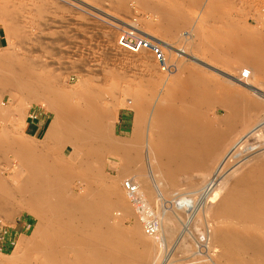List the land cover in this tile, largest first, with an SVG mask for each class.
I'll return each instance as SVG.
<instances>
[{
	"label": "rangeland",
	"instance_id": "obj_1",
	"mask_svg": "<svg viewBox=\"0 0 264 264\" xmlns=\"http://www.w3.org/2000/svg\"><path fill=\"white\" fill-rule=\"evenodd\" d=\"M215 1L216 0H211V4H208L210 2L208 0H0V33L2 37L0 44V141H2L0 142V173L8 182L10 191L11 189L14 191L11 192L12 195L9 197L10 199H8V201L5 200V202L7 201L6 203H0V227L12 229L14 234L12 236V241L7 248L0 247V264H23V260L28 258L29 255L34 256L32 253L33 247H38L43 240L44 235L54 229V220L51 213L48 214V212H42V210H45L44 208L46 206V202H52L54 204L61 198H70L69 200L73 198L72 201L76 203V201L83 202V200L92 201L93 199L91 198H93L96 194L95 198L97 200L101 198V196H103V200L110 199V202L105 200V203L110 205L112 202L114 203L116 201L113 195L110 196V191L113 189L119 190L123 195L124 201H127L125 204L126 207L128 206L127 208L129 211L128 209V212H125L124 209L120 211L121 209L119 207H117L116 210L113 203V206L111 205L112 207H106L104 201L100 199L99 201H102L100 204L102 207L104 206L106 208L105 212L103 207L104 215H102L104 217V222H106L103 224L105 226L107 223L109 226L111 224L113 229L111 227L110 228L115 231V233H117L116 231H119L118 229H120L121 231L118 232L117 235L119 236L120 233H123L125 238L127 235V239H125L123 234H120L119 238L123 236L122 238L124 240H131L132 236L135 238L134 234L136 235L138 229L139 231L144 230L147 234L148 231L144 226L146 223L138 219L136 213L132 209V203L126 198V194L121 187V183L124 179L128 180L133 177L136 179L139 176H137V173V175L134 174L135 171L131 170L133 168L128 167L127 170V165L125 167L123 166L124 155L121 154H125L123 152L128 149H132L129 139H131V132L135 120L134 106L136 103V105L140 108V112L144 115L143 117L145 121H142V126L143 123H147L151 117L150 123L152 124L150 126L153 125V128H150L153 129L152 133L156 132V129L154 128L155 122L152 120L154 116L150 114L153 109L157 107L156 104L159 102L158 99L166 90L167 84L169 85V83H172V77L170 78V76L176 74L175 69L177 68V64L184 62L186 69L182 75L180 74L179 76H176L175 79H184V83L187 85L190 84L193 86V84H197L200 87L207 85L209 89L211 87L215 89L211 88L215 94H223L225 87L227 89L225 90V93L232 90V92L240 93L250 99L255 98L254 100H264V78L258 76L261 78V81L257 78V76L253 78L254 80L252 79V83H256V85L249 84L246 80L241 79L239 77V68L244 66L245 61L241 58L239 60L243 63L240 64L239 62V64H236L235 62H237V60L235 59H237V56L230 52V43L233 40L246 37L247 34L258 35V30L262 27L264 32V0H260L261 2L259 0ZM222 1L224 3H222ZM143 2H145V4ZM147 2H149V4ZM229 4L232 6H229ZM192 5H194V8ZM148 7L152 8L150 9ZM233 7L234 9L232 10ZM157 8L159 9L158 12L156 11L158 10ZM242 9L244 11L246 9L247 13ZM147 10H155L153 11L155 14L151 11L148 12ZM162 14H164V18L161 17ZM257 14H260L258 15V20L260 19L259 21L262 23L261 27L255 25L252 19L257 18ZM177 18L180 19L179 23H172L177 22ZM245 18H247V20ZM162 19H164V21ZM211 20L215 23L211 22ZM248 20L250 21V25H248ZM241 23L244 26H242ZM181 25L183 27L185 25L186 26L183 28ZM208 26L209 28H207ZM247 28L248 30H246ZM118 29H135L142 33V35L146 38L147 35L150 36V40L160 46L163 53L166 55L168 63L173 66L172 72L166 75L160 73L152 58L146 53H140L141 55L129 54L119 50L116 46ZM191 31L192 38L190 39L188 33H191ZM210 31H213V33ZM252 31H254L253 34ZM195 33L197 37L195 36ZM238 33L240 35H245L240 36ZM236 34L237 38H235ZM223 35L224 37H222ZM232 35L234 36L231 37ZM213 38L217 40L215 41ZM199 45L200 47L198 48ZM192 46L194 48H192ZM220 50L222 52H220ZM218 60L221 61L218 62ZM229 65L232 67L230 68ZM210 69H212V71ZM213 69H216L218 72L213 71ZM212 72H214V74ZM12 78H16L17 82L15 84L10 82ZM198 80L199 82H197ZM180 92L181 91H177V94L174 93L176 94L175 98H179V96L182 95V101H185L184 99H187L185 98V94ZM70 109L73 111L71 112ZM206 116L210 117L211 115L210 113H207ZM55 118H57L56 120L58 122L54 125L53 119ZM97 119L99 125L96 122ZM89 120H91V124ZM101 123L104 124V126L106 124L107 125L104 127ZM100 127L102 129H100ZM145 127L146 124L143 126L144 132ZM94 128L101 131L98 132ZM74 131L76 133H74ZM82 131H84V134L91 132L90 134H87L90 138L89 139L87 137L89 139L88 141L95 137L97 138L92 140L93 144L91 141L87 143L88 141L85 139L87 143L86 145L83 137L87 135L84 136L80 133ZM102 131H104V134ZM92 132H95L94 134L98 132L96 134L97 136L94 135V137ZM105 132L107 135H105ZM143 134H141V138H144ZM80 135L82 137H79ZM101 137H103V139ZM104 137L107 141L113 140L117 143H123L124 145L125 143L126 145L129 144L127 145L128 149L124 148V151H122V153L120 151V154L119 152H113V154L112 151L103 150L106 148L104 144L105 142H101L104 141ZM157 138L158 137H155L154 140L158 142L163 139L160 136L158 139ZM16 139L18 140L16 141ZM75 140L79 142H76ZM142 140L144 141V139H141V141ZM141 144H137L136 146L139 145V147L142 148L143 143L141 142ZM8 145H11L12 147L9 146V148ZM126 145L125 147H127ZM21 146L24 148L22 149ZM85 149L86 151L89 150L91 153L88 151L85 153ZM21 150L22 152H20V154L19 151ZM27 150L30 153H27ZM25 151L27 152L24 153ZM23 153L24 155L28 154L30 156H35L34 159H40L43 157L46 161L45 158H47L48 164L54 161L55 164L53 168H55V166L58 168L60 167L61 169V166L66 167L63 168L65 169V172L62 174V177L60 175V178H58L59 176H56V179H59V181L57 180L59 183H56V185H60H54L53 187L51 185L53 189L62 187V192H60L59 195L56 194L57 197L53 194L50 196L52 198L49 197V199H47L48 201L46 200L45 203H43V199V201L36 200L40 199V197H37L36 199H32V202L30 200V203H28L29 197L32 195V192L29 191V189L19 190V192L23 191L22 193L20 192L23 196L19 195L18 189L15 187L17 186V183H13V178L15 176L23 177L26 174L25 172H28L27 167L30 169L29 164H23L20 166ZM31 153L34 154L31 155ZM92 153L93 156H91ZM96 154L100 155H97V159L94 156ZM105 154L107 156H105ZM261 155L264 156V152L260 154V156L250 159V161L256 159H258L257 161L261 160L260 164L262 165L260 168L264 171V162L261 163L264 158ZM246 159L247 157H244V160ZM43 169L41 172H49L48 167L47 169L43 167ZM44 173L43 175L45 176L47 173ZM97 173L100 174V176ZM133 174L135 176H133ZM56 179L54 178V180ZM86 181L88 183H86ZM229 182L226 184H229ZM11 186L14 187L10 188ZM181 187H174L177 191L172 188V190L165 192L163 194V198L168 200L167 198H170L168 197L170 195H168V193L170 192L172 195L174 194V190L175 192H178V194L175 193L172 197L176 196L178 199V196L180 195L182 198V193L180 192L182 191ZM14 189L16 190V193ZM109 189L111 190L105 191ZM179 189L180 191H178ZM25 192L27 196L25 195ZM106 192L109 195H107ZM166 194L167 198L165 197ZM87 195L88 197H91L88 200L86 199ZM98 195H100L99 198ZM59 196L63 197L59 198ZM18 197L24 199L26 202L24 200L20 201ZM106 197H108V199ZM180 197L178 200L181 201H178L175 197L173 198L176 204L181 202L182 205V199H180ZM194 197L192 195L193 199ZM13 198L14 200H12ZM16 199L20 202H17ZM96 199L94 200L96 201ZM78 202L77 204H79ZM178 204L176 206H179L180 208V205ZM150 207L153 208V204L150 205ZM39 208L43 209L40 210ZM174 209L175 207L173 210ZM181 210V208L180 210L176 208L174 211L177 213L172 217V220L176 225L174 228L179 230L177 231L178 234L182 233L180 232L182 229L179 228L180 224L183 226V223L180 220L183 217L182 214L180 215V219H178L179 215H177ZM184 217V219L190 222L193 218H195L193 217L190 219L188 216ZM105 219H107V221H105ZM49 222L50 225L45 227V224ZM138 222L143 224V226L140 227V225L137 224ZM73 224L77 225V220H74ZM188 224L190 225V223ZM41 225H44L42 229ZM99 226L100 229L104 228H102L101 225ZM95 227L99 228L94 225L93 228ZM175 229L174 231H176ZM198 230L192 228L189 233L187 232L186 234L184 232L181 234V236L185 238H180V242L182 241L181 244L183 245V242H185L181 239L186 240V242L192 244L190 245L191 250L189 249L187 251L188 253L183 256L176 254L177 251L174 250H177V248L174 250L172 249L171 252L173 251V254H169V257L174 259L170 258L171 261L168 264H171V262L172 264H192V262L195 264V262H199L200 260L204 263H206V261L212 262L208 253L211 252L212 255H216V250L214 249V251L213 248H211V250H213L211 251L207 248V246H209V244L205 245L207 240L203 241L205 244L202 241L200 243L199 237H201L202 231L201 229ZM176 244H178V242ZM181 244L179 243L176 247L181 246ZM174 252H176L175 255L177 256H174ZM95 254V252L92 253L93 256ZM179 256H182V258H179ZM173 260H179V262H175ZM98 262V264H101V261L98 260ZM94 264L97 263L94 262ZM243 264H250V262L245 259Z\"/></svg>",
	"mask_w": 264,
	"mask_h": 264
},
{
	"label": "bare ground",
	"instance_id": "obj_2",
	"mask_svg": "<svg viewBox=\"0 0 264 264\" xmlns=\"http://www.w3.org/2000/svg\"><path fill=\"white\" fill-rule=\"evenodd\" d=\"M208 1H210L208 4H211V0H208ZM234 1H236V0H234ZM143 3L145 4V2H143ZM147 3L149 4V2H147ZM219 3L221 4L220 1H219ZM222 3H224V2L222 1ZM226 3H228V2H226ZM138 4H140V3H138ZM231 4H229V6ZM261 4H263V3H261ZM153 5H152V7H153ZM158 5H160V4H158ZM175 6H176V4H175ZM192 6L194 8V5H192ZM214 6H216V5H214ZM224 6H225V4H224ZM216 7H218V6H216ZM148 8H150V7H148ZM148 8H146V9H148ZM243 8H244V6H243ZM142 9H144V8H142ZM154 9H156V8H154ZM206 9H208V8H206ZM233 9H234V7L232 8V10ZM214 10H216V9H214ZM150 11L151 10H149L148 12H150ZM153 11H155V10H152L151 12L154 13ZM156 11L158 12L159 9ZM217 11H219V10H217ZM236 11H238V10H236ZM245 11H246V9H245ZM212 12H213V10H212ZM208 13H206V14H208ZM246 13H247V11H246ZM216 14H218V13H216ZM177 15H179V14H177ZM258 15H260V14L256 15L257 18H252V19H253L255 25L261 27L262 23L259 21L260 19L258 20V18H259ZM157 16H159V15H157ZM163 16H164V14H162L161 17L164 18ZM208 16H211V15H208ZM238 16H240V15H238ZM176 17H178V16H176ZM245 19L247 20V18H245ZM162 20L164 21V19H162ZM179 21H180V19H178L177 22H172V23H179ZM211 22H214V21L211 20ZM214 23H212V24H214ZM206 24H208V23H206ZM209 25H211V24H209ZM248 25H250L249 20H248ZM185 26L184 27L182 26V27L185 28ZM242 26H244V25L242 24ZM207 28H209V26ZM217 28H219V27H217ZM231 29H232V27H231ZM239 29H241V28H239ZM261 29L258 30V35H254L253 34L254 31H252L253 35L247 34L246 37H243L241 39L237 38V34H236L235 38H237V39L233 40L230 43V52L237 56L236 57L237 59H235V60H237V62H235V63L236 64H239V62H240V64L243 63V62H241V60H239L241 58L246 63V65L244 63V66L239 68V77L241 79L246 80L249 84H253L252 79L255 78L256 76L259 80L261 79L260 77L264 78V32H263V29H262V31H261ZM197 30H198V28H197ZM246 30H248V28ZM196 33H198V32H196ZM196 33H195V36H196ZM211 33H213V31ZM220 33H221V31H220ZM243 33H245V32H243ZM255 34H257V33H255ZM188 35L190 36V39H191L192 38V31H191V33H188ZM217 35H218V31H217ZM228 35H230V34H228ZM243 35H245V34H242L240 36H243ZM193 36H194V34H193ZM233 36L234 35H232L231 37H233ZM222 37H224V35ZM150 38L151 37L147 35L146 39L150 40ZM221 39H223V38H221ZM200 42H201V39H200ZM187 44H188V42H187ZM221 44H222V42H221ZM195 45H197V44H195ZM199 47H200V45L198 46V48ZM228 47H229V45H228ZM192 48H194V47L192 46ZM215 49H216V47H215ZM221 50H222V48H221ZM221 50H220V52H222ZM201 52H203V51H201ZM183 53H185V52H183ZM211 54H214V53H211ZM215 55H217V54H215ZM225 55H226V53H225ZM230 57H232V56H230ZM231 59H233V58H231ZM219 61H221V60H218V62ZM223 64H224V62H223ZM225 64H226V60H225ZM224 67H226V66H224ZM229 67H230V65H229ZM185 69L186 68H185L184 62L177 64V68L175 69L176 74H174L173 76H170V78L172 77V79H171L172 83L171 84L169 83V85L167 84L166 90L161 95V97L158 99L159 102L156 101L158 103V104H156L157 107L156 108L154 107L155 109H153L152 113L150 114V115L154 116L152 120L155 122V124H154V128L156 129L155 133H152L153 129L150 128L153 126V125L150 126L152 124V123H150L151 117L147 123L145 122L146 127H145V132H144L143 126L145 124L143 123V126H142V121L144 120V117H143L144 115H142V113L140 112V108L138 105H136L137 104L136 103L134 106L135 120H134V124H133V128H132V132H131V139H129L130 146L132 147V149L131 150L128 149L127 145H129V144L126 145V143H125V145L127 146V147H125V145L123 143L122 144L124 146L121 143H117L113 140L107 141V139L105 140V137H104V141L99 140L102 143L105 142L104 144H105L106 148L103 150H109V151H112V153L113 152L114 153L119 152V154H120V151L122 153V151H124V148H127L128 150H130V151L126 150L127 152L126 151L123 152L125 154H121V155H124V159H123L124 165L123 166L125 167L127 165V170H128V167L133 168L131 170L135 171L134 174L135 175L138 174L137 176H139V177L136 179L133 177V178H130L128 180L127 179H124V181L121 180V181H123L121 183L122 184L121 187L123 188V191L126 194L125 196L129 200V202H131V200L129 198L130 196L124 190V187H123L124 182H129L134 187L135 191L132 194V197L136 201L134 202V204L131 202L132 203V209L136 213L138 219H140V220L144 221V223H146L144 226L146 227V230L149 229V231L147 230L148 231L147 234L144 232V230L139 231V229H138L136 235L134 234L135 238H133V236L132 237L130 236L131 240H124L122 238L123 236L125 238V235L123 233H122L123 236H121V238H119L121 233L119 234V236L117 235L118 232L121 231L120 229H118L119 231H116L117 233H115V231L112 230L113 227L111 224H110V226L108 223H107L108 226L107 225L105 226L103 224L106 222H104V219H103L104 218L103 217V215H104L103 207L104 206L102 207V205L100 204V203H102V201H104V204L106 205V207H112L114 204L116 207V210H117V207H119L121 209L120 211H122V209H124L125 212L129 211V209L127 208L128 206L126 207V204H125V202H127V201H124L123 195L120 193L121 191H119V190H116L113 188H111V189H113L115 191H113L111 189L105 190V191L111 190L110 196L113 195L114 198L116 199V201L114 203L112 202L113 204L109 203L110 205H108V203L107 204L105 203L106 201H109L110 199L109 200H106V199L103 200V196H101V198H99L100 195H98L99 199L97 200L95 198V196H96L95 193H94L95 196L93 198L88 197V195L86 196L87 200L89 198H91V199H93L92 201L91 200H88V201L83 200V202H81L80 201L81 199H80L79 200L80 202L76 201V203L74 201H72L73 198L71 200H69L70 198L64 199V198H61L63 196H61V197L59 196V198H61V199L57 203L53 204L51 202L52 203L51 204V203L46 202V206L44 205L45 208L43 207L45 210H42L43 208H41V209L39 208L40 210H42V212H48V214L51 213L53 220H54V223H53L54 229L52 231L47 232V234L44 233L45 235H44V238L41 241L40 245L36 248L33 247V250H32L33 252L31 251L34 254V256L29 255L28 258L23 260V264H89V263L94 264V262H96L98 264L99 263L98 260L101 261V264H168V263H170L171 259H174L172 257H169V254H171V255L173 254L172 253L173 251L171 252L172 249L174 250L175 248H177V250H174V251H177V253L174 252V256H177L179 254L184 256L188 253L187 251L190 249V245H192V244H189L188 242H186V240H184L185 238L183 236H181V234H183L184 232L186 234H187V232L189 233V231L192 228L196 229V230L201 229V231H202L201 237H199L200 243H201V241L203 242V241L207 240L206 244L204 242L203 243L205 245L209 244V246H207V248L210 250H211V248H213V250L215 249L216 253H217L216 255L215 254L212 255L211 252L208 253L210 258L212 259V262L206 261V263H204L200 260L199 262H195V264H243V261H245V259L247 261H249L250 264H264V171L260 168L262 165V164H260L261 160L257 161L258 159H256V160L250 161V159H254V157L256 158L257 156H260V154H262L264 152V100H261V99L260 100H254L255 98L250 99V98L243 96L240 93L232 92V90H230V92H228V93H225V90H227L225 87H224L223 94L222 93L215 94V92L213 93V90L211 89V88H213V87H211L212 85L210 86L211 87L210 89L208 88L207 85L200 87L196 83H195L196 85H194L192 83L193 84V86H192L188 82L189 85H187L184 83V79L183 80H181L180 78L175 79L176 76H179L180 74L182 75L184 73ZM210 70L212 71V69H210ZM230 70H232V69H230ZM213 71L218 72V71H216V69L215 70L213 69ZM212 73L214 74V72H212ZM191 76H193V75H191ZM191 76H189V77H191ZM258 76H260V77H258ZM263 78H262V80H263ZM199 79H201V78H199ZM10 82L15 84L17 82V80H16V78H12V80ZM194 82H195V80H194ZM197 82H199V80ZM209 82H211V81H209ZM203 84H204V80H203ZM253 85H256V83ZM164 87H166V86H164ZM177 91H181L182 94H185V98H187V99H184L185 101H182V95L181 94H180L181 96H179V98H175ZM174 93H176V94H174ZM35 99H36V97H35ZM45 105H46V103H45ZM183 109H185V110H183ZM70 111H71V109H70ZM144 111H147V110H144ZM207 113H210L211 116L210 117L206 116ZM105 116H106V114H105ZM97 117H98V115H97ZM90 118H91V116H90ZM93 118H94V116H93ZM56 119L57 118L53 119L54 125L57 124V122H58ZM146 119H147V117H146ZM97 121H98V119L96 120V122ZM89 122L91 124V120H89ZM96 122H95V124H96ZM98 125H99V123H98ZM102 125L104 126V124H102ZM89 127H91V126H89ZM96 127H97V125H96ZM142 128H143V130H142ZM94 129H93V131H94ZM98 129H99V127H98ZM98 129L96 128L95 130L98 132L101 131ZM100 129H102V128L100 127ZM83 132L84 131H82L80 133H82L84 136L91 133V132H87L84 134ZM102 132L104 134V131H102ZM106 132H105V135H107ZM74 133H76V132L74 131ZM80 133H78V134H80ZM92 133H93V136L97 134V133L94 134L95 132H92ZM78 134H77V136H78ZM141 134H143L144 138H141ZM153 134L155 135V137L159 138V136H160L163 139L160 142L155 141L154 140L155 137ZM81 135L79 137L83 136V135L82 136ZM74 136L76 137V135H74ZM88 136L89 135L85 136L86 138L83 137L84 140L86 139L88 141L90 139ZM91 136H92V134H91ZM99 136H101V135H99ZM108 137H109V134H108ZM152 137H154V138H152ZM76 138H78V137H76ZM95 138H93V139H95ZM101 138L103 139V137H101ZM12 139H13V137H12ZM98 139H99V137H98ZM141 139H144V141L143 140L141 141ZM17 140L18 139H16V141ZM86 140H85V143H86ZM92 140H90L91 143H92ZM58 141H60V140H58ZM79 141H76V142H79ZM82 141H83V139H82ZM90 141H88L87 143H89ZM140 141L143 143L142 148H140L139 145L136 146L137 144H141ZM251 141H253V142H251ZM0 142H2V141H0ZM87 143H86V145H87ZM8 144H9V142H8ZM9 146H11V145H8V147ZM83 146H85V145H83ZM23 148L24 147H22V149ZM56 148H57V146H56ZM6 149H7V147H6ZM28 149H29V146H28ZM27 151H25L24 153H26ZM85 151H86V149H85ZM87 151L89 152V150H87ZM87 151L85 153H87ZM20 152H22V150L19 151V153ZM31 152H32V150H31ZM24 153H23V157L21 159L22 161L20 163V166H22L23 164H29L30 169H28V167H27L28 172H25L26 174L24 176L22 175L23 177H20V176L16 177L15 176L13 178V183L14 182L17 183V186H15V187H16V189H18L19 195H21L20 192L21 193L23 192V191L19 192V190L29 189V191L32 192V195L29 197L28 203H30V200L32 202V199H36L37 197L38 198L40 197V199H36V200L39 201V200L43 199L44 200L43 203H45V201L47 199H49V197L51 195H53V194L59 195L60 192H62V187L61 188L57 187L55 189H53L52 187L54 185L55 186L60 185V184L56 185V183L57 184L59 183L58 178H60V176L62 177V174H64V172H65L64 171L65 169H63V168H66V167H63L60 164L62 169L60 167L58 168L57 166H55V168H53V166L55 164L54 161L50 162V164H48L47 158H45L46 161L43 159V157L40 159L36 158V159H38V160H36V159H34L35 156H30L28 154L24 155ZM27 153H30V152L28 151ZM89 153H91V152H89ZM93 153L91 156H93ZM104 153H106V152H104ZM33 154L34 153H31V155H33ZM109 154H111V153H109ZM97 155H99V154L94 155L96 159H97ZM105 156H107V155L105 154ZM261 156H263V155H261ZM45 157H47V156H45ZM244 157L245 158L247 157V159L244 160ZM87 158H89V157H87ZM261 158H259V159H261ZM263 158H264V156H263ZM19 159H20V157H19ZM28 159H29V161H28ZM57 161H58V159H57ZM61 161H62V159H61ZM263 162H264V160L261 163H263ZM263 165H264V163H263ZM43 167L45 169H47V167L49 168V170H48L49 172L45 171L47 174L44 172H41ZM69 168H71V167H69ZM123 169H125V168H123ZM18 170H19V167H18ZM43 171H44V169H43ZM120 172H121V170H120ZM43 173L46 175L44 176ZM99 173H101V172H99ZM134 174H133V176H135ZM41 175H43V176H41ZM98 175L100 176V174H98ZM56 176H59V177L56 179ZM72 176H73V173H72ZM72 176H70V177H72ZM54 178L56 180H54ZM99 178H101V177H99ZM66 179H67V177H66ZM227 182H229V184H226ZM86 183H88V182L86 181ZM51 185H52V187H51ZM13 187L14 186H11L10 188H13ZM64 187H66V186H64ZM174 187L175 188L176 187L182 188V189L180 188L182 191H180V189L178 190L182 193V198L180 197V195L178 196V199H179V197H180V199H182V205H181V202L179 204L177 203L178 205H180V208L182 209L179 212H182V213L178 212L177 215H179V217L176 215L178 217V219H180L181 214L183 216V217L181 216L182 219H180L181 222L183 223V226H182V224L177 222L180 224L179 228L182 229V230H180V232H182V233L179 232L180 234L177 233V231H179V230H176L177 228L176 229L174 228V226L176 227V225H175L174 221L172 220L173 215L175 216V214L177 213L174 210L176 208L180 210L179 206L178 207L176 206L177 204L173 198V197H175V199H177L176 196L172 197V195H174L175 193L178 194V192H175V190L177 191V189H175ZM172 188L175 189L173 191L174 194L171 195V193L169 192L168 195L169 194L170 195L168 197H170V198H167V194L165 195V197L169 200L168 201L165 198H163V194L167 191L172 190ZM0 189H1L0 190V203H4L5 200L8 201V199H10L9 197H11V195H12L11 192H14V191L12 189L10 191L9 184L6 181V179H4V177L1 175V173H0ZM117 189H118V187H117ZM180 192H179V194H180ZM15 193H16V190H15ZM90 193H93V192H90ZM25 195H26V192H25ZM57 195H56V197H57ZM107 195H109V194L107 193ZM192 195H193V197L195 196L194 197L195 200L192 198ZM21 196H23V195H21ZM21 196H19V197H21ZM6 197H7V199H6ZM108 197H106V198L108 199ZM171 197L174 201L171 199ZM50 198H52V197H50ZM94 199H96V201ZM100 199H102L101 202L99 201ZM12 200H14V198ZM19 200L22 201L24 199L19 198ZM19 200H17V202ZM27 201H28V199H27ZM33 201H35V200H33ZM178 201H181V200H178ZM49 202H50V200H49ZM54 202H55V199H54ZM77 202L79 204H77ZM152 204H153V208L150 207V205H152ZM174 207H175V209L173 210ZM127 209H128V211H127ZM105 210H106V208L104 207V211ZM184 216H186V217L188 216L190 219H192L193 217H195V218H193V220L190 222V221L184 219L185 218ZM74 220H77V225L73 224ZM182 220H185V221H182ZM105 221H107V219H105ZM50 222H53V221H50ZM50 222L47 224L44 223L45 227L50 225ZM188 223H190V225ZM137 224H139L140 227L143 226V224H141L140 222H138ZM92 225H93V227H94V225H96L99 228L95 227L96 228L95 229L92 227ZM99 225H101V227L102 228L104 227V228L100 229ZM186 225H187V227H186ZM43 227H44V225L43 226L41 225V229ZM51 228H50V230H51ZM135 228H138V227H135ZM174 229L176 231H174ZM134 233H135V230H134ZM181 237L184 238L181 240L185 241V242H183L184 243L183 245L181 244L182 241L180 242ZM125 239H127V235H126ZM208 239L210 242L208 241ZM177 242H178V244L180 243L181 246L176 247V246H178V244H176ZM204 244H202V245H204ZM213 250H211V251H213ZM94 252L97 255L95 254L93 256L92 253H94ZM175 253L177 255H175ZM179 258H182V256L181 257L179 256ZM198 259H200V258H198ZM204 259H206V258H204ZM179 260H173V261L179 262ZM193 261H194V259H193ZM171 264H172V262H171ZM192 264H194V263L192 262Z\"/></svg>",
	"mask_w": 264,
	"mask_h": 264
},
{
	"label": "built area",
	"instance_id": "obj_3",
	"mask_svg": "<svg viewBox=\"0 0 264 264\" xmlns=\"http://www.w3.org/2000/svg\"><path fill=\"white\" fill-rule=\"evenodd\" d=\"M116 46L119 50L129 54H148L156 64L158 70L162 74H168L173 67L168 63L166 55L160 46L149 39H146L142 33L135 29H118ZM124 190L130 196L131 202L134 204L136 200L132 197L134 187L129 182H124ZM149 231V229H147Z\"/></svg>",
	"mask_w": 264,
	"mask_h": 264
},
{
	"label": "crops",
	"instance_id": "obj_4",
	"mask_svg": "<svg viewBox=\"0 0 264 264\" xmlns=\"http://www.w3.org/2000/svg\"><path fill=\"white\" fill-rule=\"evenodd\" d=\"M1 33H0V44H1ZM13 231L12 229H5L0 227V247L1 248H7V246L11 243L12 241V236H13Z\"/></svg>",
	"mask_w": 264,
	"mask_h": 264
}]
</instances>
